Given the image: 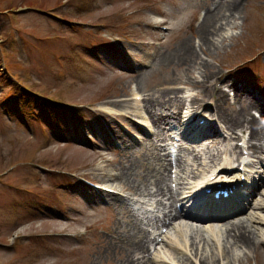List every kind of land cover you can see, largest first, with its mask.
Returning <instances> with one entry per match:
<instances>
[{"label": "rangeland", "instance_id": "374dc122", "mask_svg": "<svg viewBox=\"0 0 264 264\" xmlns=\"http://www.w3.org/2000/svg\"><path fill=\"white\" fill-rule=\"evenodd\" d=\"M200 3L199 0H0V177L4 178L0 183V264H92L95 256L105 251L100 244L101 236L93 233L87 239L76 240L45 237L47 233L62 231L80 233L87 225H101L111 219L112 214L79 198L75 204L71 200L74 195L67 196L74 188L66 187L73 183L66 172L78 171L86 176L93 169L90 162L102 154L121 159L110 146L105 149L100 145L93 150L89 143L78 138L82 135L76 128L79 119L75 116L88 120L98 131L100 125L94 121L93 113L62 108L48 111L50 107L45 103H51L50 100L89 103L104 117L103 106L125 100L132 76L127 77L128 71H123L121 65L127 58L132 64L145 59L142 41L154 38L149 37L147 24L161 21L157 17L159 6L165 7L166 17L172 23L164 54L188 41L194 44L198 61L212 67L208 72H222L246 63L264 50V0H241L235 21H229L219 35L213 36L216 48H210L204 38L203 49L194 41L199 35L190 26ZM135 11L139 13L132 15ZM70 21L87 26L72 27ZM260 65L264 68V57L259 64L239 70V80L249 93L252 86L248 76L264 72ZM161 67L158 64L150 72V87H158L161 82ZM193 70L191 63H179L172 69L173 74L185 78L191 75L194 82L176 86L181 89L184 103L177 109L182 123L193 114L190 103L196 99L211 105L212 111L207 109L209 116L219 115L214 99L201 97L204 89L197 86L207 77L202 76L201 70ZM217 82L213 83L215 90ZM239 98L246 101L248 93L241 92ZM41 101L47 109L42 107L38 112L36 105ZM172 110L176 111V106ZM45 117L53 124L51 128L44 124ZM186 147L195 149L191 156L190 151L182 154L183 160L188 161L189 186L202 176L199 169L204 161H195L194 157L200 154L208 159L211 150L204 153L207 144L200 141H188ZM63 171L65 174H59ZM114 182L117 185V180ZM261 203L264 204L262 200ZM253 205L244 220L253 230L258 247L256 250L236 247L233 255L237 258L231 264H264V212ZM66 209L76 222L62 217ZM225 227L226 224L214 231L203 230L204 236L197 239L199 251L210 247L211 253L215 246L224 244ZM172 234L176 236V232ZM175 255L186 258L182 251Z\"/></svg>", "mask_w": 264, "mask_h": 264}, {"label": "bare ground", "instance_id": "6f19581e", "mask_svg": "<svg viewBox=\"0 0 264 264\" xmlns=\"http://www.w3.org/2000/svg\"><path fill=\"white\" fill-rule=\"evenodd\" d=\"M240 4L241 0H226L221 7L218 6V9L215 12H211L210 15L205 18L200 34L203 40L204 38L205 41L207 40L210 48H216L217 45L216 41L213 40V36L219 35L221 28L227 25L229 21H232L233 19L235 21L236 16L241 9ZM224 9L225 13H222ZM198 58V52H196L194 44H191L188 41L183 42L174 51L161 54L159 60H157L158 62L155 66L159 64L163 69L160 76L161 82L158 84V87H150V79L152 75H150L149 72L140 78L141 87L147 92V107L151 115L150 120L153 121L158 128L162 124H165L170 117L169 114L163 113L164 109L171 106H176V109H179L184 104H182L181 101V89L176 86L182 83L194 84L191 80V75L190 78H185L179 74H173L172 69L174 66L179 63H186L188 65L191 63L192 68H194L193 71H195V69L197 71L201 70L202 76L208 78V71H210L212 67L207 62H199ZM205 82L206 80L198 83L197 86H201V88L204 89V94H210L208 89L205 88ZM221 97L222 100L225 99L224 95H221ZM125 104L126 101L121 100L111 103L114 107H120ZM245 104L240 101L241 113L238 111L229 113L228 110L224 113L230 118L229 121L233 125H243L244 123H248L251 128L255 129L254 134L257 136L255 127L259 126L256 123V120L249 121L247 119L246 115L250 114H246V110L253 105L261 108V105L257 104L254 99H250V101ZM257 129L258 132H261L264 135L262 127ZM160 136L161 133L159 132L156 137L159 138ZM166 161L167 160H162V157H160L156 151L155 144H152L150 149L145 148V154L143 157H131L127 160L125 165L119 167L118 173L114 176L113 183L115 184L114 181L117 180V187L127 189L134 194L142 195L150 200H154V197L166 198L169 205L167 206L164 204L162 200H160V205L165 207V209H169V212H175V215L170 217V219H175L179 226L182 225L183 228L186 227L187 229L189 226L180 220L182 214H179L176 209V200L169 189V184L167 183L171 173L168 172V170L170 171V168L168 169V167H171V164H165ZM179 161L178 166L180 171L184 172L186 164L182 163V158ZM257 194L260 199L254 203V207L264 212V204L261 203V200L264 202V190H259ZM192 215L196 214H191L190 216ZM197 217L198 215L195 216V219H201V217ZM114 226L121 230L120 236L123 238L119 242H112L109 245H106V247H104L105 251L99 252V254L95 256L92 264H101L105 260H111L114 256L119 257L118 260L120 262L117 264H151V260L145 257V253L148 252V236L146 237V230L142 227L140 218L131 213L127 208L123 207L118 213V219L114 223ZM215 228L216 226L202 225L200 228L196 229L198 230L197 232L192 229L191 236L188 234V237L190 236L189 240L191 241V251H194L195 255L199 257V264H231V260L237 258V255H233L236 247H245L247 250H256L258 247V241L253 230L248 226L247 221H245L243 217H239L238 220L232 222L229 220L226 224L225 228L227 236L224 244L215 246L214 251L211 250V253L208 251L211 249L210 247L205 249L201 248V251H199V243H197V239L204 236L201 234V231L204 229L213 230ZM184 233H186L185 229L179 231L178 234L180 239L184 237ZM150 242H153V240L150 239ZM207 251L209 253H207ZM182 262H184V264H196L191 260Z\"/></svg>", "mask_w": 264, "mask_h": 264}]
</instances>
